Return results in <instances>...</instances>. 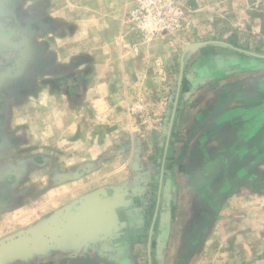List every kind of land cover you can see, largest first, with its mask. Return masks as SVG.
<instances>
[{"label":"rangeland","instance_id":"374dc122","mask_svg":"<svg viewBox=\"0 0 264 264\" xmlns=\"http://www.w3.org/2000/svg\"><path fill=\"white\" fill-rule=\"evenodd\" d=\"M195 2L0 0V240L134 178L154 200L164 164L170 214L152 264H202L224 204L251 182L264 191V58L217 43L189 50L164 154L186 44L243 43L233 13ZM196 12L214 23L184 43ZM112 65L109 87L96 83Z\"/></svg>","mask_w":264,"mask_h":264},{"label":"crops","instance_id":"0c3cea01","mask_svg":"<svg viewBox=\"0 0 264 264\" xmlns=\"http://www.w3.org/2000/svg\"><path fill=\"white\" fill-rule=\"evenodd\" d=\"M190 1L199 11L195 0ZM208 1L210 2L209 5L206 4L207 8L221 5L227 9V18H233L231 13L235 15L238 38L243 40L240 45L242 49L248 48L249 51L257 53L259 47L262 45L264 47V13H259L264 9V0H223L220 4L217 0ZM205 14L210 15L207 12ZM200 17L196 12L191 21L193 24L189 34L179 36L185 40L184 43L203 37V28H196L204 21L201 19L198 22L197 19ZM210 21L211 18L204 22ZM213 23L214 19L211 25ZM145 72L148 74L146 66ZM116 73L118 71L112 65L109 76L107 78L99 76L96 83L104 81L109 87ZM100 87L102 88L101 85ZM108 96L107 93H100L98 100H105ZM94 105H97L96 102ZM172 165L174 166V163ZM162 166L164 172L165 166L164 164ZM107 176L111 188H121L122 184H116L119 182L118 175L109 174L105 177ZM134 180L135 178L126 182V191L125 189L123 192L117 191V196L107 191V194L100 197L99 192H95L87 196L88 198L77 201L76 204L67 205L59 216L49 214L47 222H39L24 229L25 231L15 232V235L28 232L33 241L45 239L37 245H34L32 240L30 246L16 239V242L6 244V239L10 237L1 239L0 264H149L148 239L153 224L150 240L152 263L153 234L156 233L158 236L165 231L170 213L162 208L160 175L154 200L150 197L151 188L148 180H145V197L140 196L142 192L136 188ZM260 180L263 184L264 178ZM252 184L251 182V187L254 186ZM251 187L239 188L236 196L220 210L216 230L212 232L208 241L207 249L210 250L201 260L202 264H264V191ZM45 223L48 229L42 228ZM50 225L52 229H49ZM10 245H15L11 252L13 254L9 253L12 247ZM18 245L20 248H32L23 254V248L19 250ZM218 254L221 257H218Z\"/></svg>","mask_w":264,"mask_h":264},{"label":"water","instance_id":"95a60500","mask_svg":"<svg viewBox=\"0 0 264 264\" xmlns=\"http://www.w3.org/2000/svg\"><path fill=\"white\" fill-rule=\"evenodd\" d=\"M208 43H217V44H222V45H225V46H228L234 50H237L239 52H243V53H246V54H249V55H252V56H255V57H258V58H264V55L262 54H258V53H254V52H251V51H248V50H244V49H240L238 47H235L229 43H226V42H223V41H216V40H210V41H199V42H192V43H188L186 44V46L184 47V50L182 51L181 55H180V60H179V70H178V76H177V83H176V94H175V99H174V104H173V109H172V113H171V116L169 118V124H168V128H167V131H166V139H165V145H164V154L167 150V145H168V142H169V137H170V132H171V126H172V123H173V119H174V113H175V108H176V104H177V99H178V96H179V91H180V87H181V83H182V77H183V69H184V56L185 54L195 48V47H198V46H201V45H204V44H208ZM165 159V156H163V161ZM162 176H163V166L161 168V174H160V184H159V191L161 189V179H162ZM93 195V194H92ZM62 210L59 211L57 214H55V216H59L61 214ZM155 215H156V211H155V214H154V217H153V221L155 220ZM49 224V222H48ZM46 223L44 224V226L42 228H45V229H48L46 225ZM49 229H52V226L50 225ZM152 231H153V224L151 225L150 227V230H149V239H148V250H147V254H148V262L149 264H152L151 263V250H150V240H151V235H152ZM18 241V242H26L28 243L30 246H31V235L30 233H21V234H18L16 236H13V237H10L8 239H6V244L8 243H12V242H16L15 241ZM45 239H37L36 241H33L34 242V245L38 244L39 242H42L44 241ZM4 244V243H3ZM32 245V246H34ZM12 246V245H10ZM19 248H20V245H18ZM17 248V247H16ZM23 248V247H22ZM22 248H20L19 250H22ZM32 247H29V248H23L24 251H22V253L24 252H27L31 249ZM15 249V245L11 247V250L9 253L12 252V250ZM23 253V254H24ZM13 254V253H11ZM0 257H2V255L0 254Z\"/></svg>","mask_w":264,"mask_h":264}]
</instances>
